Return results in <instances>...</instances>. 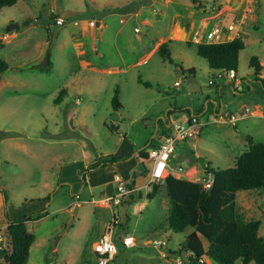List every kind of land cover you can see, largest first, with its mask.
<instances>
[{
  "label": "rangeland",
  "instance_id": "374dc122",
  "mask_svg": "<svg viewBox=\"0 0 264 264\" xmlns=\"http://www.w3.org/2000/svg\"><path fill=\"white\" fill-rule=\"evenodd\" d=\"M57 18L64 24L57 25ZM226 21L235 23L226 39L240 36L245 42L237 71L250 86L244 92L236 93L223 79L216 81L219 87L211 85L219 72L191 44L198 43L194 35ZM176 26L187 33L182 41L173 37ZM169 39H174L168 43L173 63L160 53L150 54L154 44ZM48 52L50 72L43 70ZM253 56L264 68V0H19L0 9V59L9 64L0 76V219H14L28 203L25 199L50 195V215L32 222L38 239L26 264H98L95 247L106 231L103 208L115 234L133 235L138 242L126 247L115 239L117 254L109 264H172L194 229L176 232L169 227L166 188L153 199L143 188L142 197L117 210L101 186L94 192L97 201L72 216L65 210L72 192L68 186L59 188L56 158L99 160L102 152L118 148L119 135L140 142L136 151L148 152L157 122L168 112L174 121L202 113L200 117L209 121L202 134L179 142L172 163L189 161L194 152L200 172L193 168L187 178L204 177L208 164L218 171L235 166L248 148L247 135L264 142V88L250 81ZM180 67L195 73L184 76ZM62 89L67 94L55 104ZM115 89L122 105L118 109L112 104ZM209 101L228 106L223 118L240 115L243 106L250 107V114L225 122L206 109ZM113 126L119 128L112 131ZM68 182L71 186L74 180ZM112 185L117 190V180ZM234 202L243 219L262 222L259 233L264 237V189L239 190ZM158 238L168 240V260L149 244ZM203 259L201 264H221Z\"/></svg>",
  "mask_w": 264,
  "mask_h": 264
},
{
  "label": "trees",
  "instance_id": "16d2710c",
  "mask_svg": "<svg viewBox=\"0 0 264 264\" xmlns=\"http://www.w3.org/2000/svg\"><path fill=\"white\" fill-rule=\"evenodd\" d=\"M18 1L0 0V9L12 6ZM168 43L163 42L158 52L173 63ZM191 44L196 45L197 54L208 61L212 70H234L237 73L240 51L245 48L242 37L236 36L232 40L217 43L195 44L192 42ZM50 57L51 54L48 52L46 68L43 69L46 72H50L53 65ZM250 64L254 74L259 77L263 69L259 58L253 56ZM8 68L9 64L0 59V76ZM180 68L183 73L194 74V69ZM261 81L264 85V78ZM139 82L147 87L151 86L149 81H144L141 77ZM118 93L119 90L115 89L112 100L116 109L122 107ZM66 94L67 90L62 89L54 103L60 104ZM187 112L189 113V110ZM246 140L248 148L237 157L235 166L220 171L212 168L210 164L206 166V170H212L215 173V182L210 190H204L197 182L169 175L163 183H155L152 191L147 193V198L153 199L163 187L166 188L171 204L167 218L169 227L176 232H184L189 227L194 229L178 250V254H181L183 250L187 251L189 261H185L186 264L197 262L204 256L221 264H234L238 260H241L242 264H250L253 260L256 264H264V237L259 233L262 222L243 219L234 202L235 193L239 190L264 189V142L255 141L252 135H247ZM153 141L152 139L151 144ZM123 161L125 160H117L112 156L97 166L104 167ZM86 172L82 171V182L85 187L87 186ZM147 173V169L144 172L135 170L132 179L126 182L127 186L133 187L137 176ZM140 193L139 190L132 199H135L137 195L142 197ZM47 199H50V195ZM46 215L48 210L43 209L8 219L7 226L0 229V234L9 240L2 250L0 264L27 263L31 245L36 237L27 229L26 223L37 221Z\"/></svg>",
  "mask_w": 264,
  "mask_h": 264
},
{
  "label": "crops",
  "instance_id": "0c3cea01",
  "mask_svg": "<svg viewBox=\"0 0 264 264\" xmlns=\"http://www.w3.org/2000/svg\"><path fill=\"white\" fill-rule=\"evenodd\" d=\"M222 23H225V22H222ZM145 28H146V26H145ZM145 28H144V30H145ZM97 30L98 29H96V31ZM99 31H100V29H99ZM185 37H186V35H185ZM226 40H232V38L226 39ZM171 41H174V39H172V40L169 39L166 42H171ZM178 41H182V40L178 39ZM162 43H163V41L158 43L157 45L154 44L153 47H152L153 51H151L150 54L151 55L152 54L155 55L156 53H159L158 49H159V46ZM148 50H150V49H148ZM151 55H149V56H151ZM149 56H146V58H149ZM109 71H111V70H109ZM179 72H181V74H183L184 76H188V75L191 76L192 75V73L190 74L188 72L187 73H183L181 68H180ZM263 73H264V68L262 69L261 74H260L259 77L257 75H255L254 71H253L254 79L250 80V81L253 82V83L254 82H258L264 88V85H263V83L261 81V79L264 78L263 77ZM241 81L243 83L242 79H241ZM224 83L229 84L232 87V89L236 90V93H239V91L244 92L245 90H249L250 89V86H249V84L247 82L246 83L248 85L247 84H243V89L242 90H238L237 88H235L233 83H230L229 80H226ZM214 84H217V87H219L217 82H215ZM214 84H212V85H214ZM176 85H180V82L179 81L176 82ZM219 89H221V88H219ZM251 89H253V86H251ZM211 104H212L211 101H209V103L206 104V109H208V110L210 109L211 115L214 116L215 118L220 119V120L221 119H226V118H223L222 116H223V113L227 110L228 106L226 105L227 107H225V104L223 103V101H220V102L219 101H215V102H213L212 105ZM257 106L259 108L260 104H258ZM246 108L250 109V107H247V106H243L241 109L245 110ZM175 110H176V108L172 111V113L175 112ZM170 113L171 112H168L167 117H163V119L158 120L157 127H156V133L151 136V138L149 140V143H148L150 148L152 146H154V145H157L162 140V138L170 132L171 123L174 121L172 118H170V115H169ZM229 113H232V112H229ZM200 114H202V113L192 114V115L190 114L189 118L183 120L182 122L188 121L193 116L200 117ZM242 118H245V117H242ZM200 119L202 121H204V122H207V123L209 122L207 119H202L201 117H200ZM206 124L203 126L200 135L202 134V131H203L204 127L206 126ZM263 126H264V124H263ZM165 128H167V129H165ZM158 132H160V135H158L159 134ZM249 135H252V134H249ZM155 138H158L159 140L156 141ZM253 138H254V136H253ZM152 139L154 141L151 144V140ZM254 140H255V138H254ZM118 141H119L118 142V148L115 149V150H109V151L102 152L100 154L101 156L97 157V158H99V160L91 158L90 160L89 159H87V160L83 159L82 161H77L76 159H71V160L67 159L66 160L64 157L56 158L55 164L59 166V172H60L58 183H61V185H60L59 188L63 189L66 186H68L69 190H71V192H72V194H71L72 195L71 196L72 197V201L67 206H65V210H68L72 214V216H74L76 214V209L77 208H78V212H77V215H78L79 211L81 210L83 205H91L93 202L97 201L98 198L94 196V192H95L96 188H99L101 186H105V193L107 195L106 198L109 197V199H110V197L116 191V186L114 187L112 185V182H116V180H117L116 176L122 178L126 182H129L132 179V175H133V172L135 170H139V171H143V172L146 169L149 170V166H150L149 165V151L148 152L142 151V148L136 151V148L141 146L140 142L134 141V140H132V139L126 137V136H121V135H119ZM182 142H185V141H182ZM177 146H178V144H177ZM185 149H186V145H183L182 150H185ZM191 154H192V156L190 157L189 161L186 160L185 162H178L177 164H174L171 161L170 164H171L172 169L177 171L176 175H173V176H175L176 178L186 179V180L195 182L196 178H198V177H196V178H187V176H186L187 173L193 168L196 169V174H198L200 172V169L196 165L197 157H196L194 152H191ZM186 155H188V158H189V153H186ZM112 156H114L117 160H123L124 159L125 161H123V162H115L113 164H109V165L104 166V167H101V165L97 166L103 160H108ZM128 156H130V157L127 159ZM173 157H174V160H175L176 157H177V154H174ZM142 163H143V165H142ZM187 163H188V165H187ZM180 167H182L181 171H179ZM82 171H87L86 175H85L86 182H87V186L86 187H85L84 183L82 182L83 175L80 177V173ZM203 171H204V169H203ZM73 180H74L73 185L71 184V186H70L68 181H73ZM147 181H148V173L146 175H138L137 178H136V184L134 186L136 188H138V190L141 191V190H143V187L147 183ZM161 183H163V182H161ZM137 192H136V194H137ZM136 194H134V195L136 196ZM48 196L49 195H46L45 197L39 198L38 200H35V201H33V200L32 201H27V199H25L26 202L30 203L32 206L28 207L27 206L28 203H26L24 205V207H23V210L19 213V215H17L15 217V218H17V217H20L22 215L29 214V213H32V212H35V211H39V210H43V209H47L48 210V215H46L45 217H43V218H41V219H39L37 221H29V222L26 223L27 224V229L30 232L34 233V235L36 237V239L33 242V244L36 242L38 237H37V234L33 231L35 226H32V225H34V224H32V222L38 223L40 221L45 220L50 215L49 206H48L50 202L47 199ZM85 196H90L91 197L90 200L88 201L85 198ZM130 200H134V199H132V197H131ZM130 200H127L126 202H124L123 205H119L117 207L114 206V207H116L117 210L118 209H124L127 206L126 205L127 202H129ZM101 201H103V200L101 199L99 202H101ZM105 204L106 203L103 202V206ZM137 204H138V202L136 203V205ZM26 206H27V208H26ZM144 206H145V202L143 204H139L137 206V209H140V208H142ZM110 207H111V205H110ZM71 210H73V211H71ZM0 212H1V206H0ZM107 212L108 211H106V208H103L102 211L100 212L101 215L103 216L104 222H105L104 223L105 228H106L105 233H111L113 238H114V240L116 239L118 241H120V240L122 241V237L127 235V234H125L123 236L119 232L117 234H115V228L116 227L114 226L112 221L111 222L108 221V219L106 217V213ZM7 224H8V218L2 217V219H0V229L6 227ZM33 244L31 245L30 253H31V249L33 247ZM180 248H181V246H180ZM54 250H56V247L54 248ZM178 250L176 251L177 254H178ZM113 260H115V257H114ZM172 264H174V263L172 262Z\"/></svg>",
  "mask_w": 264,
  "mask_h": 264
},
{
  "label": "built area",
  "instance_id": "2783aa9c",
  "mask_svg": "<svg viewBox=\"0 0 264 264\" xmlns=\"http://www.w3.org/2000/svg\"><path fill=\"white\" fill-rule=\"evenodd\" d=\"M57 25L64 24V19L57 18L55 20ZM235 26L234 22H228L217 24L213 28L205 30L202 34L194 35V39H197L198 43H217L225 41L227 36L233 31ZM138 30V28H136ZM218 77L213 76L209 81L212 85L219 79L224 81L229 80L233 83L234 87L238 90L243 89V83L240 78H238L237 73L234 70L224 71L217 70ZM226 75V76H225ZM264 77V73H263ZM178 84V83H177ZM250 114V109L246 108L240 115H231L226 119H221L225 122L236 121L241 117H246ZM207 122H204L198 116L191 117L188 121H173L171 123L170 132L165 135L162 140L157 144L152 146L149 149V170H148V181L144 185L146 193H149L153 189L155 183L160 184L163 182L169 175H176L177 171L172 169L171 161L173 155L176 152L177 144L182 141H186L189 138H196L200 135L203 126ZM182 170V167L179 168V171ZM204 177L196 178L195 182L201 184L204 190H210L215 182V173L212 170H204ZM117 190L110 197L114 206L123 205L124 202L130 200L131 197L136 194L138 188L135 186L128 187L126 181L122 178L117 177ZM117 222V221H116ZM6 240L2 234H0V250L5 248ZM122 243L126 247L137 246V239L133 235H125L122 237ZM156 250H158L160 257L168 260L171 253L169 252L168 240L165 238H158L149 241ZM166 249V250H162ZM95 253L97 254L98 264H109L111 260L114 259L117 254V247L115 245V240L111 233H105L103 237L97 242L95 247ZM188 255V254H187ZM174 264H184L185 260L181 254L173 255ZM204 263V259L201 258L197 262L192 264H201Z\"/></svg>",
  "mask_w": 264,
  "mask_h": 264
},
{
  "label": "water",
  "instance_id": "95a60500",
  "mask_svg": "<svg viewBox=\"0 0 264 264\" xmlns=\"http://www.w3.org/2000/svg\"><path fill=\"white\" fill-rule=\"evenodd\" d=\"M155 6L158 8L157 4ZM97 24H99V22ZM19 27L20 26L18 24H12L11 25V28H14V29H18ZM118 128H119V126H113V127H111V130L114 131V130H117ZM77 212H78V208L76 209V214H77ZM181 254H182V257L184 258V260L188 262L189 261V257L187 255V251L183 250Z\"/></svg>",
  "mask_w": 264,
  "mask_h": 264
},
{
  "label": "bare ground",
  "instance_id": "6f19581e",
  "mask_svg": "<svg viewBox=\"0 0 264 264\" xmlns=\"http://www.w3.org/2000/svg\"><path fill=\"white\" fill-rule=\"evenodd\" d=\"M185 35H186L185 31L180 26L175 27V29L173 31V37L174 38L183 39L185 37Z\"/></svg>",
  "mask_w": 264,
  "mask_h": 264
}]
</instances>
